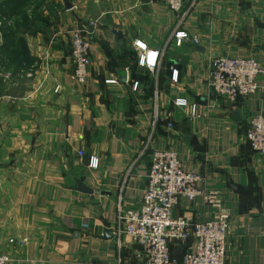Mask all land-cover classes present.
<instances>
[{
    "label": "crops",
    "instance_id": "0c3cea01",
    "mask_svg": "<svg viewBox=\"0 0 264 264\" xmlns=\"http://www.w3.org/2000/svg\"><path fill=\"white\" fill-rule=\"evenodd\" d=\"M40 15L19 33L21 67L0 58V253L11 264H145L130 236L112 233L117 203L139 206L151 148L171 147L219 202L182 197L173 215L194 222L226 207L225 264H264V154L253 153L245 136L250 118L264 112V0H184L179 12L159 0H53ZM74 28L91 42L84 84L72 75ZM177 30L188 34L180 46L172 41ZM137 38L164 49L154 74L135 67ZM221 53L259 58L255 93L231 100L208 88ZM126 74L140 78V92ZM109 77L118 82L104 83ZM174 96L197 101L199 116L174 106ZM90 154L100 159L95 170L82 163ZM79 181L92 192L78 190ZM191 241L171 242L170 254L181 259Z\"/></svg>",
    "mask_w": 264,
    "mask_h": 264
},
{
    "label": "built area",
    "instance_id": "2783aa9c",
    "mask_svg": "<svg viewBox=\"0 0 264 264\" xmlns=\"http://www.w3.org/2000/svg\"><path fill=\"white\" fill-rule=\"evenodd\" d=\"M159 1L174 12L181 11L184 6V0ZM186 37L188 34L185 30H177L172 41L175 46H180ZM194 41L196 42V39ZM69 42L73 79L78 84H84L91 63L90 38L81 29L74 28L70 31ZM132 49L136 53L138 67L152 74L158 70L164 54L163 48L150 46L137 38L132 42ZM261 71V64L256 55L234 56L221 53L212 58L207 86L217 95L235 100L258 90L257 77ZM178 73V67L171 65V82L177 83ZM156 77L157 74L155 80ZM125 81L129 82L132 92H140L142 82L139 79L129 78L126 74ZM117 82V77L104 79L106 84ZM157 99L155 90L154 121L158 117ZM172 104L187 108L192 117L199 116L197 101L184 96H174ZM167 125L172 127L170 121ZM245 136L251 151L263 155L264 112L256 113L250 118ZM149 158L146 187L142 192L139 206L123 207L119 198L118 228L112 233L119 235L124 232L130 236L141 247L145 264H225L226 237L230 226L228 209L219 206L214 218L194 222L188 217L174 216L173 209L180 198L193 201L199 197L204 202L218 205L216 194L199 186L200 175L182 167L179 153L175 149L152 147ZM99 164V157L90 154L85 167L95 170ZM190 238L191 244L181 260L170 254L171 242L185 243ZM11 263L12 258L8 254L0 253V264Z\"/></svg>",
    "mask_w": 264,
    "mask_h": 264
},
{
    "label": "trees",
    "instance_id": "16d2710c",
    "mask_svg": "<svg viewBox=\"0 0 264 264\" xmlns=\"http://www.w3.org/2000/svg\"><path fill=\"white\" fill-rule=\"evenodd\" d=\"M32 1L33 0H4L3 4L0 5V15L8 17L12 13V16L17 18L14 21L12 27L7 25L1 26L3 41L0 44V58H2L3 56H5L6 58L9 57V63L11 61L12 63L10 64L14 65L15 67H21L23 61L27 59L24 52V46L19 35L20 31L22 30V28H29L34 24L42 22L44 20V18L37 12H35L32 17H27L25 8L28 3ZM18 18H20V21H18ZM135 67H138L136 63V56ZM138 79L140 80V78ZM187 250L188 249H186V251Z\"/></svg>",
    "mask_w": 264,
    "mask_h": 264
},
{
    "label": "rangeland",
    "instance_id": "374dc122",
    "mask_svg": "<svg viewBox=\"0 0 264 264\" xmlns=\"http://www.w3.org/2000/svg\"><path fill=\"white\" fill-rule=\"evenodd\" d=\"M53 0H33L32 2L28 3V5L25 8V13L28 18L32 17L35 12H37L40 15V11L47 9L49 11V7L52 4ZM59 1V0H58ZM4 0H0V5H2ZM17 18L12 17V13L8 17H0V28L2 25L11 26L13 25L14 21ZM18 21H20V18H18Z\"/></svg>",
    "mask_w": 264,
    "mask_h": 264
},
{
    "label": "water",
    "instance_id": "95a60500",
    "mask_svg": "<svg viewBox=\"0 0 264 264\" xmlns=\"http://www.w3.org/2000/svg\"><path fill=\"white\" fill-rule=\"evenodd\" d=\"M65 3H66V6H67V7H70V6H71V4H69L68 2H65ZM86 26H87V28L89 29V31H92V29H91L90 26H89L88 21L86 22ZM232 115H233L236 119H238V118H239V116H238V109H234V110L232 111ZM176 134L179 135L183 140H185V141L188 140V135H185V134H182V133H179V132L176 133ZM87 158H88V155H86V156L83 158V160H82V163H83L84 165L87 164ZM77 189L80 190V191H82V192H92V190L89 189V188L83 183V181H79V182L77 183ZM104 236H105V237H109V236H111V235L108 233V227H107V225H106V229H105V232H104Z\"/></svg>",
    "mask_w": 264,
    "mask_h": 264
}]
</instances>
